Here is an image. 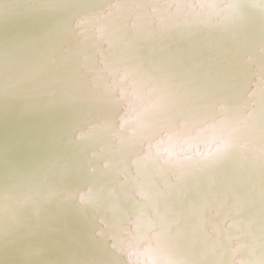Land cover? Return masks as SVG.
Here are the masks:
<instances>
[{"label":"clouds","instance_id":"clouds-1","mask_svg":"<svg viewBox=\"0 0 264 264\" xmlns=\"http://www.w3.org/2000/svg\"><path fill=\"white\" fill-rule=\"evenodd\" d=\"M0 264H264V0H0Z\"/></svg>","mask_w":264,"mask_h":264}]
</instances>
